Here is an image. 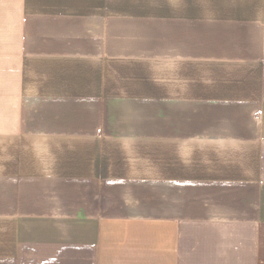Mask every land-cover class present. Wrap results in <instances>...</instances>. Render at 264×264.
<instances>
[{
  "label": "crops",
  "instance_id": "0c3cea01",
  "mask_svg": "<svg viewBox=\"0 0 264 264\" xmlns=\"http://www.w3.org/2000/svg\"><path fill=\"white\" fill-rule=\"evenodd\" d=\"M0 264H264V0H0Z\"/></svg>",
  "mask_w": 264,
  "mask_h": 264
},
{
  "label": "rangeland",
  "instance_id": "374dc122",
  "mask_svg": "<svg viewBox=\"0 0 264 264\" xmlns=\"http://www.w3.org/2000/svg\"><path fill=\"white\" fill-rule=\"evenodd\" d=\"M33 147H34V145L32 142L27 143V157H32L33 154L30 151L33 150ZM32 161H33V158L29 159V161H27V162H32Z\"/></svg>",
  "mask_w": 264,
  "mask_h": 264
}]
</instances>
